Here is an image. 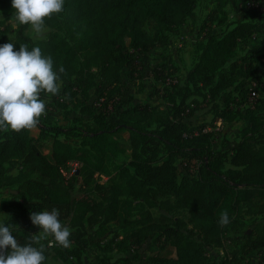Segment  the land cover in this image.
<instances>
[{"label": "trees", "instance_id": "16d2710c", "mask_svg": "<svg viewBox=\"0 0 264 264\" xmlns=\"http://www.w3.org/2000/svg\"><path fill=\"white\" fill-rule=\"evenodd\" d=\"M43 1L56 2L57 6L38 7L31 17L18 22L8 49L2 40L6 27L0 26V56L29 61L35 74L32 80L27 72H14L0 81V187L19 184L16 210L10 211L0 228V264H49L51 258L66 263L74 257L79 263L87 248V241L82 240L84 232L76 237L79 247H72L71 235L57 222L101 230L121 217L117 197L125 194L166 209L173 206L168 204L172 196L174 206L185 210L188 217L161 214L153 218L152 212L145 210L140 227L119 240H111L105 246L109 250L130 253L135 250L133 244L140 248L151 240L160 251L171 245L175 253L150 255L149 264H241L216 254L224 241L219 215H236L242 199L254 194L264 204V96L258 94L254 102L249 100L252 92L264 91V71L249 53L235 58L242 42L252 40L253 51H264V20L242 14L231 27L213 32L214 21L224 25L228 20L223 7L226 0H219L218 8L202 25L206 33L196 42V61L185 80L170 69L173 60L169 54L148 71L146 79L156 85V95L167 100L161 109L136 98L123 70L129 67L130 79L138 78L135 75L143 65L141 55L156 47L168 48L171 35L195 17L198 0ZM28 5L29 0H0V12L22 14ZM263 5L264 0H248L246 9L249 13L261 12ZM31 23L47 26L46 36L33 39L27 34ZM168 77L178 82L167 84ZM183 82L185 92L177 100L174 88ZM203 86L208 87L204 101L219 114L211 125H194L189 116L199 103L187 99ZM59 88L69 98L85 100L94 89L104 92L112 88L109 94L99 93L92 109H81L91 118L81 131V146L60 137L68 138L72 129L54 123L52 114L21 99L25 94H37L40 103L50 96L59 97L55 95ZM116 92L120 97L113 100L116 118L109 121L108 97ZM100 98L104 101L98 105ZM191 103H196L195 108ZM242 110L249 125L242 129L239 142L229 149L216 148V132L203 129L214 127L218 118L224 120V125L232 122ZM35 128L40 136H35ZM121 130L130 131L131 159L119 167L109 186L96 182L92 175L102 173L114 134ZM178 158L186 170L181 177ZM14 161L20 162L22 170L10 176L7 165ZM72 161L82 165L67 180L61 170L69 168ZM81 175L92 178L86 186L94 185L104 198L110 197L109 206L92 198L88 190L79 197L75 195L72 180ZM45 208L54 217L49 226L36 220ZM52 224L54 240L49 246L36 233L48 230ZM251 233L246 252L255 249ZM134 259L126 255L125 264ZM112 260L103 257L100 263L115 264ZM246 264L254 263L248 260ZM260 264H264V255Z\"/></svg>", "mask_w": 264, "mask_h": 264}, {"label": "rangeland", "instance_id": "374dc122", "mask_svg": "<svg viewBox=\"0 0 264 264\" xmlns=\"http://www.w3.org/2000/svg\"><path fill=\"white\" fill-rule=\"evenodd\" d=\"M248 0H226L224 4V9L228 14L227 23L224 25H217V21H214L211 25V30L216 33H220L227 28L231 27L233 22H236L242 14H246L247 17L252 18L256 21L264 20V5L261 12L249 13L246 9ZM49 7L54 8L57 6L56 2H45L43 0H29V5L23 11L22 14L13 13L11 15H5L0 12V26L6 27L5 32L2 34V40L4 41L5 47L11 45L14 39V28H16L17 23L23 18H29L33 15L38 7ZM219 6V0H198L197 7L195 10V17L187 20L185 24L180 26L177 33L172 34L171 44L165 49L164 53L161 51H155L148 56L146 63H143L142 68L136 73L135 79L127 81L128 86L131 87L132 93L135 94L136 98L143 102H148L152 105H158L161 109L165 108L167 100L161 98L157 93V87L150 79H146L148 71L152 68V64L157 58L164 57V55L169 54L171 56L172 64L170 69L181 76L185 80V75L187 71L193 66L196 61L195 57V45L198 39L203 37L206 30L203 29L202 25L206 20H209V13L212 10H216ZM49 28L44 24L31 23L27 29V34H29L33 39H40L46 36ZM254 45L252 40L249 42H242L238 45V50L236 57L241 58L246 53L252 55V60L258 65L261 72L264 71V51H253ZM152 57H155L152 60ZM14 72H27L30 79L35 80V74L33 72L32 64L20 58L14 56H6L2 58L0 56V81L3 77L8 76ZM126 74L129 73V69L124 71ZM139 76H143L139 78ZM128 80V76H125ZM145 79V81H144ZM130 80V79H129ZM142 83V84H141ZM185 83L183 82L180 86L174 88V92L177 94V100H180L183 93L185 92ZM254 86V84H253ZM259 87V86H258ZM109 89L104 90L105 93L109 94ZM61 88L55 93L57 96H50L48 99L37 103V94H25L21 99L29 105L35 108H39L46 113L52 114L54 117L53 122L59 125L66 126L72 129V134L66 138L65 135H61L62 139H66L68 142L74 146H81L82 139V129L86 124V121L90 118L89 114L81 113V109L84 106H90L92 109L96 98L99 97V93L103 90L95 89L91 91L90 98L85 100L84 97L69 98L66 94L61 92ZM208 87H198L194 90V94L188 97V101L197 100L199 107L193 111L189 119L194 125L209 124L218 116L212 104L207 105L204 101V94L207 92ZM103 92V94H104ZM259 96H264L263 90L257 91ZM113 95V94H112ZM109 96L110 103L117 97L120 99L118 92L114 93L113 96ZM108 96V95H107ZM117 96V97H115ZM106 97V96H105ZM196 103H191V108H195ZM261 114L264 115V109H262ZM109 121L115 119V116H111L108 113ZM91 119V118H90ZM15 119L13 120V122ZM249 122L243 117V110L237 114L234 121L226 123L224 125L223 132L214 138V145L216 148L228 149L237 144L240 140L241 131L245 126H248ZM154 127L155 125H151ZM39 129L35 128V136H40ZM239 139V140H238ZM96 155V154H95ZM97 156V155H96ZM132 156V147L130 143V131L121 130L114 134V143L111 144L110 152L108 154V159L104 163L102 173L98 172L92 175L93 180L96 182H102L106 185L112 183L113 176L117 173L119 167L123 164H127ZM91 157V156H90ZM95 164H99V160L91 157ZM178 172L180 177L186 174L183 163L181 159H177ZM82 164L79 165V168ZM22 170L19 161H14L7 165V174L10 176H17ZM32 177H38L37 174H32ZM91 177L81 175L79 178L76 176L73 178L72 182L75 184V195L79 197L85 190L89 191L92 198H96L109 206L112 202L108 197L104 198L102 191L95 189L94 185L86 186V181L92 179ZM19 184H6L0 187V228L7 221L10 216V211L16 210V202L18 201ZM118 198V211L121 213V217L115 221L110 222L108 225H104L101 230H96L97 227L93 229H88L83 225H63V222H57L60 226H64L66 232L71 235L70 245L72 247H79V243L76 237L79 236L81 232H84L82 240L87 241V248L83 250L81 260L77 263V259L71 258L70 261L62 263L54 258H51L49 264H101L100 259L111 258L115 264H125V256L131 254L134 256V261L131 264H149L148 257L158 252L163 254H174L175 249L173 246L168 245L165 250L160 251L156 247V243L148 240L140 248H137V244H133L135 250H131L130 253L117 252L116 250H109L107 247L108 243L114 238L117 240L121 239L128 233H132L140 227L139 221L143 212L145 210H150L152 212L153 218L165 215H173L175 218H187L188 213L185 210L178 209L175 207V199L170 196L169 209L159 206H150L148 203L144 202L142 199L135 200L128 195H120ZM165 199V198H163ZM54 219L50 209L45 208L38 216L36 220L43 222L46 225H50V222ZM219 222L221 225L222 235L224 238L222 247L216 248V254L220 256H228L234 261L240 262L241 264H246L248 260H252L254 264H260L262 255H264V204L258 198V195L254 194L249 198H243L242 204L240 205L239 212L236 215L227 216L224 214L219 215ZM54 230L55 227L52 224L51 227L46 231L37 232V237L43 242H47L49 246H52L54 240ZM249 231L253 233L254 246L251 252H246L245 246L249 241ZM251 233V234H252ZM133 240V238H131ZM138 250V251H137ZM12 252L20 250L11 249ZM139 254V255H138ZM215 254V253H214ZM141 255V256H140ZM137 256V257H136ZM140 256V257H138Z\"/></svg>", "mask_w": 264, "mask_h": 264}, {"label": "built area", "instance_id": "2783aa9c", "mask_svg": "<svg viewBox=\"0 0 264 264\" xmlns=\"http://www.w3.org/2000/svg\"><path fill=\"white\" fill-rule=\"evenodd\" d=\"M178 82V79L175 78V77H168L167 78V84H170V83H177ZM258 97V93L255 91V92H252L250 94V102H254L255 99ZM104 101V98H100L97 102L98 105H101V103ZM108 112H113L111 116H116V113H115V109L113 107V103H110V105L108 106ZM223 129H224V120L222 118H218L216 121H215V126L212 127V126H207L203 129V131L205 132H208V131H215L216 135H219L221 132H223ZM194 134L197 135L198 134V131L195 130L194 131ZM184 136H188L187 133L184 134ZM191 136V135H190ZM80 165V162L79 161H72L69 165V168L67 169H62V173L63 175L65 176V178L68 180L69 178H71L74 174L77 173L78 171V167Z\"/></svg>", "mask_w": 264, "mask_h": 264}, {"label": "crops", "instance_id": "0c3cea01", "mask_svg": "<svg viewBox=\"0 0 264 264\" xmlns=\"http://www.w3.org/2000/svg\"><path fill=\"white\" fill-rule=\"evenodd\" d=\"M170 46V45H169ZM167 49V48H166ZM158 50H160L161 52V54L162 53H164V51H165V48H163V47H156L155 49H153L152 51H148V52H145V53H143L142 55H141V58H142V60H143V63H146V61H147V58H148V56L149 55H151V53H153V52H155V51H158ZM150 57V56H149ZM160 57L161 58H157L155 61L153 60L155 57H152V60L154 61V64H152V66H154L157 62H159V61H161L162 59H163V57H162V55H160ZM126 69H129V67H127V68H125L124 70H123V75H124V77L125 76H128V78L130 79V77H129V73L128 74H126L124 71H126ZM129 71H130V69H129ZM127 80V81H131V79L130 80ZM239 140V139H238ZM229 149V148H228Z\"/></svg>", "mask_w": 264, "mask_h": 264}]
</instances>
